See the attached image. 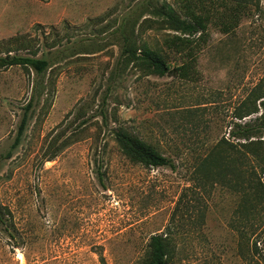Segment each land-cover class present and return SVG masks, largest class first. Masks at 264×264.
Returning a JSON list of instances; mask_svg holds the SVG:
<instances>
[{"label":"rangeland","instance_id":"1","mask_svg":"<svg viewBox=\"0 0 264 264\" xmlns=\"http://www.w3.org/2000/svg\"><path fill=\"white\" fill-rule=\"evenodd\" d=\"M139 1L0 0V51L49 61L41 75L0 70V264H143L159 234L174 247L170 264H264V210L246 219L230 185L189 182L193 157L222 140L264 153V111L235 117L264 95V0H150L207 16L192 57L164 50L166 31L135 15L137 41L172 66L190 61L189 79L121 63L118 27ZM118 128L175 169L129 162Z\"/></svg>","mask_w":264,"mask_h":264},{"label":"trees","instance_id":"2","mask_svg":"<svg viewBox=\"0 0 264 264\" xmlns=\"http://www.w3.org/2000/svg\"><path fill=\"white\" fill-rule=\"evenodd\" d=\"M247 1V0H237ZM147 16L144 24L146 28L164 30L163 47L171 53L185 54L192 57V50L206 36L207 16L201 17L194 13L181 16L176 10L166 3L153 4L150 0H140L132 12L123 16L119 25L121 38V63L129 64L139 61L144 64L149 75L163 77L173 75L180 79L190 78V61L171 65L167 57L159 48H151L145 42L139 43L134 33V17ZM232 24L228 21L222 24L223 32H228ZM170 32V33H169ZM23 47V45H21ZM24 50V48H21ZM18 66L33 70L36 75L43 74L49 67V61L43 57L37 58L36 54L23 56L12 54V50L0 51V70ZM264 95L257 96L247 101L245 108L240 110L235 117L239 120L256 114L260 109L264 111ZM259 101L258 104L256 102ZM32 107V100L28 102L15 135L12 149L21 142L28 122V112ZM235 129L251 132L252 125H235ZM114 139L120 152L131 163L146 168L170 167L175 169L172 159L161 154L155 147L142 141L124 129L113 131ZM235 139H243L246 135L231 132ZM258 142L248 141L239 143L238 147L222 140L207 149L204 157L195 156L191 163L189 174L190 185H230L232 192L238 196L237 213L244 218H254L264 210V153L259 150ZM249 154V158L247 155ZM9 156V153L7 154ZM248 167L243 171L245 160H250ZM52 159V158H51ZM50 160V159H49ZM246 173V175H245ZM3 212L0 211V220ZM253 232V231H252ZM253 234V233H252ZM264 248V244H263ZM174 254V247L165 234L149 237L143 264H170Z\"/></svg>","mask_w":264,"mask_h":264}]
</instances>
